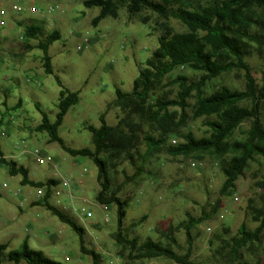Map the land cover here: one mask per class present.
I'll return each instance as SVG.
<instances>
[{
  "label": "rangeland",
  "instance_id": "rangeland-1",
  "mask_svg": "<svg viewBox=\"0 0 264 264\" xmlns=\"http://www.w3.org/2000/svg\"><path fill=\"white\" fill-rule=\"evenodd\" d=\"M86 0H0V150L4 158L13 160L28 171L34 182L55 180L48 203L74 218L85 230L84 247L99 255L98 264H173L164 258L134 261L118 256L120 251L112 234L116 231V207L101 206L96 196L101 187L97 181L98 169L92 159L71 156L57 143L49 142L46 133L36 132L35 127L46 115L55 119L61 88L78 93V103L65 115L58 135L65 146L73 150L93 149L92 136L87 127L98 129L99 117L105 114L108 126H115L121 116L114 106L108 108L119 89L128 93L152 52L158 47L160 25L166 23L174 32H184L185 27L175 19L163 20L150 10H142L130 17L120 8L117 18L107 17L97 27L91 20L99 14L98 8L88 9ZM159 3L160 0H152ZM211 0H194L206 4ZM24 8L22 13L12 11V6ZM35 8L37 14H30ZM147 18L148 23L141 22ZM264 21V17H262ZM43 22L47 33L57 31L60 39L49 47L53 75H46L42 67V53L37 49L25 50L21 38L23 27L29 23ZM262 46L250 43L246 62L256 83L264 74V26L259 30ZM36 41L30 45L35 46ZM183 75L197 80L199 73L175 70L165 78L159 94L176 97L177 86L172 80ZM242 71L233 70L213 79L204 87L206 95L224 86L231 90H243ZM193 95L186 100V125L183 133L192 132L196 138L207 135L204 119H192ZM179 115V110L172 109ZM171 111V110H170ZM264 114V113H263ZM139 125L137 135L141 139L153 129L134 118ZM264 123V115H263ZM249 123H243L232 139H241ZM170 136L168 143L177 140ZM38 151L43 160L36 163L33 156ZM146 146L137 145L139 155ZM134 162L120 159L114 168H108L110 188L119 189L121 200L128 202L124 227L130 237L140 241L151 238L166 244L163 237L169 226H177L188 216L199 218L209 215L214 206L217 212L192 230L191 260L196 264H234L227 258L226 248L220 254L215 251L225 247L237 232L241 223L253 231L256 211L264 218V189L260 186L264 177V157H256L237 180L232 193L219 196L224 180L216 161L206 157L200 161L194 157H171L162 149L156 156L142 161L134 154ZM137 167L142 172L134 176ZM20 176H11L0 165V245L5 251L20 249L26 241L31 250L40 251L60 264H93L92 257L80 249L78 235L67 225L51 215L41 203L46 192L20 184ZM72 197L76 209L84 210L79 219L68 205ZM39 203L40 205H35ZM145 217L144 219H142ZM108 219V221H107ZM136 223V227H131ZM177 247L173 251L185 254L187 244L182 229L174 233ZM211 242V244L209 243ZM240 262L264 264V230L260 243L240 252ZM2 264H11L3 262ZM236 264V263H235Z\"/></svg>",
  "mask_w": 264,
  "mask_h": 264
},
{
  "label": "trees",
  "instance_id": "trees-1",
  "mask_svg": "<svg viewBox=\"0 0 264 264\" xmlns=\"http://www.w3.org/2000/svg\"><path fill=\"white\" fill-rule=\"evenodd\" d=\"M83 5L88 9H99V14L91 20L94 28L107 17L117 18L119 9L124 8L130 17L147 9L165 21L175 19L185 27V31L174 32L166 23L160 25L162 33L158 38V47L152 52L145 66L139 68L131 91L125 93L116 89V99L108 106L116 107L121 114L117 116V124L108 126L105 114H102L98 129L87 127L92 136L93 149H70L58 135V128L65 115L78 103L79 97L77 92L63 89L57 76L55 79L61 90L55 119L50 122L43 114L41 122L34 130L46 133L49 142L59 144L69 155L92 159L98 169L97 181L101 187L96 202L101 206L116 207V231L112 238L120 250L118 256L124 257L126 252L127 257L134 261L164 258L173 264H196L190 258L192 230L213 216L217 212V206L212 208L208 216L204 213L199 218L188 216L177 226H169L163 235L167 240L166 244L155 242L151 238L140 241L130 237L124 227L128 202L118 198V188H110L108 168H114V162L120 159H128L133 163L134 154H137L143 164L162 149L171 157H194L200 161L209 157L216 161L224 178L219 196L227 197L232 193L237 180L249 164L256 157H264V74L260 83H256L246 62L250 54V43L263 45L259 30L264 26V0H211L206 4H198L194 0H160L159 3L152 0H86ZM141 22L148 23V19L144 18ZM21 38L25 50L41 51L44 73L53 75L48 52L49 47L60 39V34L57 31L47 33L43 22H36L24 25ZM31 41H36L37 44L31 46ZM177 69L199 73L200 76L197 80H191L177 75L172 80V84L177 86L176 97L169 99L166 94L159 92L164 79L169 78ZM233 70L243 72V90H231L222 86L208 95L204 93L208 82ZM192 95L195 99L192 119H204L208 128L207 135L200 138H196L190 131H181L187 119L186 100ZM174 108L179 110V115L172 110ZM134 118L151 127L154 133H146L140 139L136 132L139 125L134 122ZM243 123H249V128L243 132L241 139H232L234 132ZM170 136L178 138L175 144L168 143ZM141 142L146 146L143 155L136 152L137 145ZM0 164L7 168L11 176H20L21 185L45 188L42 206L78 235L81 251L92 257L93 264H98L99 255L84 247L85 230L74 218L48 203L52 188L58 182L30 180L28 171L13 160H6L1 150ZM136 169L134 176L142 172V167ZM260 186L264 189V177ZM254 211V221L258 226L250 231L245 223H241L236 234L229 241H223L225 247H219L215 251L220 254L226 248L230 263L246 264L240 262V252L251 249L261 241L264 230L263 213ZM136 226V223L131 224V227ZM179 229L185 232L187 244V251L182 255L172 249L178 248L174 233ZM6 249V244L0 245V264H60L40 251L31 250L26 241L18 250L5 253ZM249 264L261 262L256 260Z\"/></svg>",
  "mask_w": 264,
  "mask_h": 264
},
{
  "label": "built area",
  "instance_id": "built-area-1",
  "mask_svg": "<svg viewBox=\"0 0 264 264\" xmlns=\"http://www.w3.org/2000/svg\"><path fill=\"white\" fill-rule=\"evenodd\" d=\"M12 11L19 14V13H22L24 11V8L21 6L15 5V6H12ZM29 13L30 14H37L38 10H36L35 8H30ZM4 15H5V12L0 11V16H4ZM171 142H172V144H175L176 141L172 140ZM33 156L35 158L36 163H40L43 160V158L40 156V153L38 151H35ZM39 193L42 194L41 189L39 190ZM67 201H68V205L74 210V215L76 217H78L79 219H81L85 215V211L83 209L82 210L76 209V205L73 204L71 196L68 197ZM107 221H108V219H107Z\"/></svg>",
  "mask_w": 264,
  "mask_h": 264
},
{
  "label": "crops",
  "instance_id": "crops-1",
  "mask_svg": "<svg viewBox=\"0 0 264 264\" xmlns=\"http://www.w3.org/2000/svg\"><path fill=\"white\" fill-rule=\"evenodd\" d=\"M6 159V158H5ZM7 160V159H6ZM0 165H2V164H0Z\"/></svg>",
  "mask_w": 264,
  "mask_h": 264
}]
</instances>
